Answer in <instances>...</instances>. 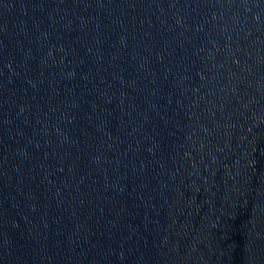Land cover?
Segmentation results:
<instances>
[{"label":"water","instance_id":"water-1","mask_svg":"<svg viewBox=\"0 0 264 264\" xmlns=\"http://www.w3.org/2000/svg\"><path fill=\"white\" fill-rule=\"evenodd\" d=\"M0 264H264V0H0Z\"/></svg>","mask_w":264,"mask_h":264}]
</instances>
